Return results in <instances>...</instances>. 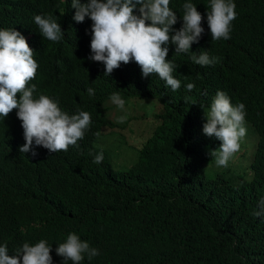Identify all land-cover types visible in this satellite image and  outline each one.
Wrapping results in <instances>:
<instances>
[{
  "label": "trees",
  "instance_id": "1",
  "mask_svg": "<svg viewBox=\"0 0 264 264\" xmlns=\"http://www.w3.org/2000/svg\"><path fill=\"white\" fill-rule=\"evenodd\" d=\"M187 1L208 25L210 0H175V7ZM233 2L231 38L200 39L195 54L216 58L210 65L215 85L247 109L261 99L251 118L259 138L251 131L250 158L241 171L231 161L218 167L210 152L221 141L204 137L194 117L179 113L184 87L170 92L157 75L144 77L134 60L104 75L105 65L89 59L92 21L77 23L71 0H0V30L33 34L36 58L44 56L38 78L28 85L36 86L34 97L49 96L69 115L91 116L76 146L51 153L33 144L36 156L19 151L26 143L22 124L12 118L0 122V244H7L9 255L24 243L45 240L53 264H72L56 248L75 233L99 251L91 260L85 254L81 264H264V216L253 215L264 199V0ZM36 15L60 23L58 43L35 34ZM182 15L183 10L178 21ZM170 45L167 59L174 62L180 54ZM192 55L178 66L183 85L211 69H199ZM114 93L125 101L124 110H115ZM157 97L165 100L164 112L151 117L144 102L146 114L133 113L130 100ZM110 109L119 111L117 119L108 118ZM17 112L9 116L19 120ZM123 115L126 121L118 123ZM139 120L145 137L134 131ZM104 128L126 133L136 144L138 158L127 171L116 170L110 156L96 148ZM100 153L104 159L96 164Z\"/></svg>",
  "mask_w": 264,
  "mask_h": 264
},
{
  "label": "clouds",
  "instance_id": "2",
  "mask_svg": "<svg viewBox=\"0 0 264 264\" xmlns=\"http://www.w3.org/2000/svg\"><path fill=\"white\" fill-rule=\"evenodd\" d=\"M71 7L76 10L73 19L77 23H83L86 17L92 21L89 59L105 65L104 75L111 76L121 63L134 60L144 77L157 75L170 92L184 87L179 113L194 117L203 127L201 135L214 136L221 141L219 149L210 152L218 167H227L240 148L251 141V131L259 138L251 118L257 116L261 99L247 109L245 103L235 100L225 87L215 85L210 65L216 58L207 52L195 54L200 50V39L217 42L231 38L232 22L237 17L233 0H210V10L206 8L208 25L203 22L197 6L188 1L175 7V0H88L86 3L71 0ZM182 10L183 18L178 21ZM34 21L40 32L35 34L43 40L58 43L62 39L61 25L51 16L36 15ZM172 32L174 35H170ZM32 37L33 34L24 37L15 29L0 30V122L12 118L22 124L26 143L19 149L21 153L32 152L36 156L33 144L51 153L66 152L69 146H76L84 138L91 116L86 111L69 115L49 96L34 97L36 86L28 85L38 78L44 56L36 58ZM170 44L175 45V54H180V59L174 62L167 59ZM191 55L193 64L199 69H211L194 82L183 85L178 66ZM88 93L93 95L94 89L89 88ZM110 99L119 109H125V101L119 93L112 94ZM150 99L157 101L159 113L165 111L164 99ZM14 109H18L20 121L9 116ZM204 113L206 120L200 117ZM126 119L127 115H123L117 122L124 123ZM103 159L100 153L94 163L100 164ZM253 215L264 216V199L259 201ZM51 251L52 247L40 240L34 246L24 243L15 255H9L7 244L2 243L0 264H53ZM56 253L72 264H81L85 254L89 260L99 255L97 249L91 248L89 242L82 241L75 233L59 244Z\"/></svg>",
  "mask_w": 264,
  "mask_h": 264
},
{
  "label": "rangeland",
  "instance_id": "3",
  "mask_svg": "<svg viewBox=\"0 0 264 264\" xmlns=\"http://www.w3.org/2000/svg\"><path fill=\"white\" fill-rule=\"evenodd\" d=\"M130 106L132 109H135L133 113H138V116H143L146 114V111H149V116L152 117L153 114L159 113L160 106L157 104V101L153 99H137L134 98L130 100ZM144 102L148 103V107H146V111L142 109ZM141 108V109H140ZM115 110H120L118 107ZM113 109H110L107 113L108 118L112 120L117 119V114ZM203 120H206L205 113L200 116ZM150 118V117H149ZM135 124L138 127L137 133H139L138 137H145L144 135V125L142 121H137ZM105 130L102 133L101 138L96 143V148L102 149L105 151L111 159L113 167L118 171H127L130 167L136 162V159L133 158L134 154H136L134 150V141H131L129 136H125L126 133L118 132L117 129L115 131H111L110 128H104ZM139 143V142H137ZM252 142H248L244 144L240 150L234 155V157L230 160V166L240 167L239 171L246 168V164H248V159L250 158L249 153L251 152ZM257 142L255 143V150H256ZM244 156V157H242ZM220 169H213L208 171H219Z\"/></svg>",
  "mask_w": 264,
  "mask_h": 264
}]
</instances>
